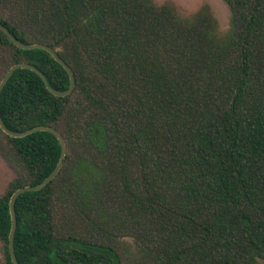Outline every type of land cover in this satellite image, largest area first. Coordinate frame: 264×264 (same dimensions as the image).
I'll return each instance as SVG.
<instances>
[{
    "label": "trees",
    "instance_id": "16d2710c",
    "mask_svg": "<svg viewBox=\"0 0 264 264\" xmlns=\"http://www.w3.org/2000/svg\"><path fill=\"white\" fill-rule=\"evenodd\" d=\"M183 15L153 0H0V24L51 48L73 73L53 96L29 69L0 92L13 132L56 130L63 164L18 196V264H259L264 259V0H223ZM25 63L56 91L69 76L46 51L0 31V81ZM54 134L0 129L13 173L0 195V264L9 200L56 167ZM125 238L132 239L131 258Z\"/></svg>",
    "mask_w": 264,
    "mask_h": 264
},
{
    "label": "water",
    "instance_id": "95a60500",
    "mask_svg": "<svg viewBox=\"0 0 264 264\" xmlns=\"http://www.w3.org/2000/svg\"><path fill=\"white\" fill-rule=\"evenodd\" d=\"M0 31L3 32L7 36V38L10 40V42L16 48H18L20 50L41 49V50L46 51L60 66L63 67V69L67 72V74L69 76V87H68V89L60 92V91H56V90L52 89L48 85V83L44 77V74L42 72H40L34 66H31V65H28L25 63L15 64L7 70L4 77L0 81V92L2 91V89L4 88L7 81L9 80V78L11 77V75L13 74V72L15 70H17V69H29V70L35 72L42 79L44 86L53 96L62 98V97H66L69 94H71V92L73 91L74 86H75V80H74L73 73L70 70V68L58 57L56 52H54L51 48H49L45 45H42V44H23V43H21L1 24H0ZM0 129L2 130L3 133H5L7 136H10L12 138H22L24 136H27L29 134H32V133H35L38 131L50 132V133L55 135V137L57 138V140L60 144V147H61V153H60L59 161H58L56 167L54 168V170L51 172V174L47 178H45L42 182H40L39 184H37L35 186H25V187H21V188L17 189L10 197L9 213H10V217H11V228H10V233H9L8 248H9V255H10L12 264H18L16 261V258H15V255H14V248H13V240H14V234H15V229H16V219H15V214H14V205H15L16 199L18 198L19 195H21L23 193L36 192V191L41 190L44 186H46L49 182H51L53 180V178L59 172V170L63 164V160H64L65 152H66V146H65L64 140L61 137V135L56 130H54L52 128L35 127L32 129L26 130L24 132H13V131L9 130L3 124V122L0 118Z\"/></svg>",
    "mask_w": 264,
    "mask_h": 264
},
{
    "label": "rangeland",
    "instance_id": "374dc122",
    "mask_svg": "<svg viewBox=\"0 0 264 264\" xmlns=\"http://www.w3.org/2000/svg\"><path fill=\"white\" fill-rule=\"evenodd\" d=\"M161 4L170 2L174 4L180 13L189 15L197 11L202 5H207L211 9L212 14L216 18L219 26V31L225 33L229 28L230 13L223 0H153ZM13 178V173L7 168L0 158V195L4 192L8 182ZM131 258L137 256V247L132 239L125 238L123 241ZM2 258V250L0 244V259ZM259 264H264V259L258 261Z\"/></svg>",
    "mask_w": 264,
    "mask_h": 264
}]
</instances>
